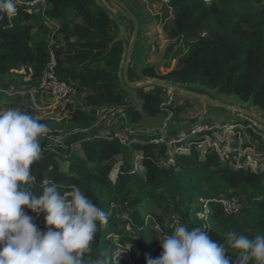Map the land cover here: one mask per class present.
Wrapping results in <instances>:
<instances>
[{"label":"trees","instance_id":"trees-1","mask_svg":"<svg viewBox=\"0 0 264 264\" xmlns=\"http://www.w3.org/2000/svg\"><path fill=\"white\" fill-rule=\"evenodd\" d=\"M131 2L145 25L142 9ZM47 3L44 11L19 6L14 15L0 13V83L20 78L40 95L41 76L54 53L59 77L86 93L82 108L68 106L69 117L41 119L51 131L41 138L42 158L31 171L37 194L45 182L63 185L62 192L76 185L110 213L107 224H98L92 252L86 254L89 264L112 256L113 231L131 246V264H147L148 257L160 256L159 239L172 233L177 216L189 229L209 230L215 240L222 241L229 230L250 239L264 235V167L255 169L245 155L227 157L211 145L203 150L202 142L216 128L188 136V148L181 141L169 147L157 141L162 135L131 134L125 128L99 133L102 108H126L124 120L134 129L147 120L131 107L132 96L122 86L124 51L115 43L112 19L97 0ZM167 5L173 14L170 50L181 65L163 75L147 65L142 74L201 85L264 111V0H168ZM247 131L264 146L262 134ZM233 198L240 199L241 208L228 213L223 202ZM228 255L234 260L238 253L232 249Z\"/></svg>","mask_w":264,"mask_h":264},{"label":"clouds","instance_id":"clouds-1","mask_svg":"<svg viewBox=\"0 0 264 264\" xmlns=\"http://www.w3.org/2000/svg\"><path fill=\"white\" fill-rule=\"evenodd\" d=\"M16 11L15 0H0V13ZM50 131L37 115L0 109V264H89L86 254L92 252L98 224L108 222L110 213L76 185L62 192L63 185L45 182L40 194L33 190L31 166L42 158L40 141ZM25 208L43 214L46 231ZM159 240L163 251L148 257L147 264H264V235L250 239L229 230L220 241L204 227L177 223ZM232 249L238 253L234 260L228 255ZM119 261L105 255L91 264Z\"/></svg>","mask_w":264,"mask_h":264},{"label":"rangeland","instance_id":"rangeland-1","mask_svg":"<svg viewBox=\"0 0 264 264\" xmlns=\"http://www.w3.org/2000/svg\"><path fill=\"white\" fill-rule=\"evenodd\" d=\"M129 1L131 2V0ZM132 1L142 9L144 17L146 18L144 31L142 33V45L145 48L142 56L144 63L146 65H154L158 75L165 74L166 71L173 67H180L181 57L174 58V52L170 50V46L174 42L169 36V31L173 25V14L167 5L168 0H159L153 3H151L150 0ZM54 25L56 26L57 22ZM113 27L116 42L122 43L124 38V27L122 23L116 20L113 22ZM62 42L65 43L63 40ZM21 81L20 78H11L6 81L5 84L0 85V109H7L9 107L19 108L21 110L27 109L30 110L33 115H37L41 119L53 118L62 120L63 118L69 117V105L75 109L83 107L82 101L86 93L76 91L68 99L58 102L52 95L46 92H40V95L37 96L34 88L23 85ZM132 99L131 107L136 110L140 109L142 99L135 93H133ZM230 99H232V97H230ZM177 102V120L172 123V128L162 135V137L166 139V142L169 143V147H172L176 141H181L180 143L188 148L189 144L186 141L188 136L191 134L195 135L202 130L216 128L214 134L208 136L205 141L202 142L200 147L203 150H205V146L208 147V145H211L219 150L221 149L227 157L236 153L240 156L245 155L248 159L247 163L255 169L261 168L262 166L264 167V146L261 144L260 140H252L247 128H253L256 133L262 134L263 139L264 130L258 128L252 122L246 125L244 123L246 120L241 117L222 122V117L206 114L203 104H197L193 101L185 102L182 100H178ZM125 109L124 107L100 109L97 113V127L100 129L99 133L101 135H107L108 131L113 128H115L116 131L125 128L127 131L126 120H124V115L126 114ZM204 115L206 116L204 117ZM171 117L172 116H170L169 119ZM146 119V122L151 121V128L162 125L165 121V119H161V117L153 118V116H148ZM238 119L239 122H236ZM56 141H59V139H56ZM135 141L138 140L136 139ZM245 145L251 146L245 148ZM163 161L166 162L168 159H164ZM67 165L68 163H66L64 167L67 168ZM236 199L238 202L240 201V199ZM126 230H130L128 225H126ZM111 235L115 241L119 237V232L113 231Z\"/></svg>","mask_w":264,"mask_h":264},{"label":"water","instance_id":"water-1","mask_svg":"<svg viewBox=\"0 0 264 264\" xmlns=\"http://www.w3.org/2000/svg\"><path fill=\"white\" fill-rule=\"evenodd\" d=\"M97 1L107 11L112 23L117 20L124 27L122 43L115 40V43L121 46L124 51L119 69L122 86L128 90L132 97L135 93L142 99L139 110L146 118L153 116V118L165 119L162 125L155 128H151V121H147L144 126L137 129L132 128L126 122V129L131 134L163 135L167 133L172 128V123L177 120L176 104L178 100L203 104L206 114L220 116L222 122L241 117L264 130V111L255 107L252 101L246 103L240 101L236 96L219 94L216 90L197 84H182L144 76L142 69L147 65L142 59L145 50L142 45L143 16L129 0ZM170 116L172 117L169 119ZM236 122H239V119Z\"/></svg>","mask_w":264,"mask_h":264},{"label":"built area","instance_id":"built-area-1","mask_svg":"<svg viewBox=\"0 0 264 264\" xmlns=\"http://www.w3.org/2000/svg\"><path fill=\"white\" fill-rule=\"evenodd\" d=\"M16 8L19 6H26L29 10L34 8L42 9L43 11L48 7L47 0H15ZM40 89L42 92H46L52 95L58 102L68 99L72 94L76 92V88L71 85L67 80L61 79L57 72V60L55 54H51V59L43 71L40 81ZM158 142L166 143V139L161 137L157 139ZM224 209L226 212H239L241 206L236 198L225 200ZM35 223L41 229L46 231L43 214L36 216ZM177 223H183L182 219L177 216L172 224V229ZM184 224V223H183ZM186 225V224H185ZM168 235V234H166ZM111 255L116 259L120 258L119 264H131L133 261L132 248L128 244L119 241H114V246L111 251Z\"/></svg>","mask_w":264,"mask_h":264},{"label":"crops","instance_id":"crops-1","mask_svg":"<svg viewBox=\"0 0 264 264\" xmlns=\"http://www.w3.org/2000/svg\"><path fill=\"white\" fill-rule=\"evenodd\" d=\"M8 80H9V79H8ZM8 80H7V81H8ZM5 82H6V81H3V82H1V83H0V85H3V84H5Z\"/></svg>","mask_w":264,"mask_h":264}]
</instances>
